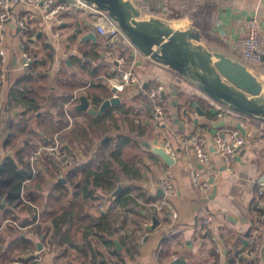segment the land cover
<instances>
[{"label": "crops", "instance_id": "obj_1", "mask_svg": "<svg viewBox=\"0 0 264 264\" xmlns=\"http://www.w3.org/2000/svg\"><path fill=\"white\" fill-rule=\"evenodd\" d=\"M130 1L140 10L141 19L158 18L174 30L187 32L193 49L210 54L213 61L217 60V54H221L244 65L258 82V95H264V59L261 63L252 64L242 54L246 21L250 16H255L259 21L264 48V0H194L195 6L187 8L195 15L194 19L187 16L177 18L182 8L186 7L184 0ZM158 10L161 12L156 16ZM92 14L84 5H79L65 12L56 22L46 20L39 9L18 6L13 10L10 20L0 28V50L6 56L5 64L0 67V146L7 134L8 123L15 119L14 113L8 115L5 112L3 102L10 87L24 71L23 51L26 45L39 54H44L49 46L53 49L54 61L47 68L50 80L56 79L58 72L65 67L72 71L70 58L80 55L82 48H89L92 44H98L99 63L114 62L115 57L120 54L130 61L134 59L132 48L125 42V37L111 38L97 33L92 25L95 18ZM22 21L25 22L24 29L19 27ZM91 31L96 33V41L84 40V36ZM122 45L128 49L124 53L120 50ZM117 67L116 63L113 69ZM135 71L141 86L128 87L119 95L124 100H129L125 101L126 106L133 109L125 115L126 121L118 119L120 116L116 114L123 126L113 136L127 135L142 145L144 141L149 147L144 145L146 148L141 149L133 144L125 147L122 160L129 164L136 163L142 178L135 180L122 174L124 185L133 184L136 189H140L138 192L142 191L147 197H153L154 201L147 204V207L153 208L152 204L163 198L158 183L162 179H169L174 184L175 193L168 198V202L177 218L172 217V212L167 207L158 212V226L148 231L143 243L137 242L136 252L125 254V264H173L174 257L184 261L180 264H230L229 257L238 251H244L254 229L258 231L260 251L255 259L247 260V264H264V218L259 220L255 209L258 188L260 185L264 187V120L256 116H241L234 111L232 115L227 113L224 118L219 117V113L223 111L222 105L198 89L195 82L152 58L137 57ZM158 85L164 86L161 103L166 108L167 120L159 128H154L151 125L149 104L146 107L142 101L139 105L138 101L131 98ZM56 90L55 86L50 89L52 93ZM82 91H76L75 95L85 96ZM244 93L250 97L254 95ZM122 98L118 104L123 103ZM45 106L49 108L45 104L43 109ZM196 107H199L201 114ZM214 108L219 109L217 114L211 112ZM68 117L71 120L69 128L74 119H82L79 115L72 117L68 114ZM223 119L227 121V125L217 127V123ZM237 122L252 135L244 137L245 144L237 152L235 166L228 170L215 152L213 140L215 136L235 128L234 124ZM140 127L145 129L144 136H138L132 130ZM195 135L206 136L216 169L209 178L211 190L208 194L198 191L192 183L191 172L204 169L198 163L192 148L191 139ZM166 142L173 151V155H170L173 159L171 164L166 163L154 150L163 147ZM168 148L163 147L169 154ZM77 152L78 161L84 160L88 155L81 149H77ZM14 178L9 170L0 174V233L6 231L11 223L15 201L9 194V189ZM121 189L122 187L119 190ZM138 192L134 190L132 195L138 196L137 201L143 203ZM141 213L142 226L145 222H150L151 225L154 217H147L148 212L144 210ZM18 214L22 217L27 213L22 210ZM128 218L127 225L113 236L118 251H122V243L127 242V237L137 229L134 220L139 215L131 212ZM24 220L26 224L19 228L18 234L32 237L36 247L30 251L31 256L37 257V264H102L101 260L108 261L109 264H122L115 254L108 252L106 246L94 237L87 240L82 234H78L73 243L77 248H72L66 242L60 243L59 237L51 240L54 229L52 220L44 223L37 218L42 227L50 226L48 233H43L42 228L40 234L32 231V220ZM13 225H16L15 222ZM140 229L136 231V240ZM10 235V240L16 236L12 232ZM88 242L90 248H87ZM96 251L100 255L94 259L92 252Z\"/></svg>", "mask_w": 264, "mask_h": 264}, {"label": "trees", "instance_id": "obj_2", "mask_svg": "<svg viewBox=\"0 0 264 264\" xmlns=\"http://www.w3.org/2000/svg\"><path fill=\"white\" fill-rule=\"evenodd\" d=\"M184 1L186 7L182 8L177 18L188 16L194 19L195 15L187 11V7L195 6L194 0ZM160 12L156 11V16ZM24 50L32 54V62L10 87L3 102L5 112L8 115L14 113L15 119L8 123L7 134L0 146V163L3 164L0 174L6 170L13 173L15 178L9 194L15 203L11 213L12 224L0 233V264H8L16 254L23 256V261L37 259L31 256L30 250L36 247L32 237L18 234L19 228L26 224L24 219L32 220V231L35 233L40 234L42 228L43 233H48L50 226L42 227L37 218L44 223L52 220L54 229L51 240L59 237L60 243L66 242L72 248H77L73 243L78 234L87 240L94 237L125 264V254L131 255L137 249L135 234L142 226L141 211H147V217H157L154 208L147 207L154 198L138 192L140 189L133 184L124 185L122 177V174H127L130 179L142 178L136 163L123 161L122 155L129 144L141 149L145 146L127 135L113 136L123 126L121 121H126L125 115L133 109L126 106L125 101L129 100L119 97L122 104L100 115H93L78 109L81 96H75L76 91L83 90L89 105L98 110L111 97L108 79L116 76L117 68L113 69L116 63H99L98 44H92L89 48H82L80 55L70 58L72 71L65 67L58 72L56 79L50 80L47 68L54 61L53 49L49 46L44 54H39L26 45ZM120 50L124 53L128 49L122 45ZM53 86L57 89L54 93L50 91ZM131 99L138 101L139 105L143 101L146 107L150 103L145 92ZM45 104L49 108L45 106L43 109ZM68 114L72 117L79 115L82 119H74L69 128L71 120ZM116 114L121 121L117 120ZM132 130L138 136L145 135L142 127ZM56 139L61 148L75 156V164L67 168L63 177H58V163L43 152L34 171L29 160L31 154L41 147L54 145ZM77 149L88 154L84 160L78 161ZM134 190L142 196L143 203L137 201L138 196L132 195ZM22 197L28 205L24 204ZM101 204L104 210L100 209ZM22 210L27 214L20 217L18 213ZM131 212L139 215L134 220L137 229L127 237V242L122 243V251H118L113 236L127 225ZM256 215L259 219V213ZM10 232L16 234L12 240L9 239ZM87 248H90L89 242ZM92 255L95 259L100 253L96 251ZM229 261L230 264L248 262L240 251L229 257ZM100 262L109 264L108 261ZM31 264L37 263L32 260Z\"/></svg>", "mask_w": 264, "mask_h": 264}, {"label": "built area", "instance_id": "obj_3", "mask_svg": "<svg viewBox=\"0 0 264 264\" xmlns=\"http://www.w3.org/2000/svg\"><path fill=\"white\" fill-rule=\"evenodd\" d=\"M79 5H84V7L87 8L91 14L93 13V16H95L92 25L96 28L97 33L111 38L125 37V42L130 45L134 53V59L131 61L125 55L120 54L115 57V62L118 67L116 70V76L108 79V87L111 91V97L109 99L119 97V95L128 87L141 86L139 76L135 71V59L137 57H151L143 55L140 50L126 38L127 36L121 30L119 24L110 16L108 12L98 10L96 6L88 4L83 0H74L73 2L67 0H0V28L10 20L13 10L18 6L39 9L42 11L46 20L58 22L65 12ZM19 27L24 29L25 22H20ZM242 54L244 59L248 63L252 64L261 63L264 59V48L261 43L259 21L255 16L248 17L246 21ZM32 59V54L24 50L22 67L24 69L27 68L32 62ZM5 62V53L3 50H0V65L3 66ZM113 88L116 89L115 92H112ZM163 92V85H158L149 91H145V95L150 102L151 125L154 128H159L167 120V111L160 99ZM227 113L231 115L234 114L231 110H223L219 113V117L224 118ZM213 141L215 152L223 161L224 166L226 169L232 170L236 163L237 152L245 144V138L236 128H232L223 135L215 136ZM168 144V142L164 143L163 147L168 148ZM191 144L198 163H200L204 168L201 171L195 169L191 172L193 186L201 193L208 194L211 190L209 178L216 172V169L211 158L210 150L207 146V138L204 135H195L191 139ZM167 151L170 155H173V151L170 148H168ZM43 152H46L47 156L53 157L58 163V177H63L67 168L74 165L76 162L75 156L69 150L61 148L60 142L56 139L54 145L41 147L31 154L29 160L34 171L43 157ZM158 187L164 196L159 200V202L152 204L155 212L160 213L164 207H167V209L172 212V217L177 218V214L172 210V207L168 202V198L173 196L175 193L174 184L169 179H162L158 183ZM257 196L258 198L256 200L255 209L257 213H259V220H262L264 218V187L262 185L258 188ZM22 200L28 205L23 197ZM99 207L102 210L105 209L103 204ZM149 225L150 222H145L141 229L137 232L138 243L144 242L146 236L148 235ZM257 233L258 231L256 229L251 232L248 239V246L242 252L243 257L247 260L255 259L260 251ZM173 259L176 260L177 258L174 257ZM32 260L36 261V258ZM32 260L23 261V256L16 254L8 264H31ZM237 264L241 263L238 262Z\"/></svg>", "mask_w": 264, "mask_h": 264}, {"label": "water", "instance_id": "obj_4", "mask_svg": "<svg viewBox=\"0 0 264 264\" xmlns=\"http://www.w3.org/2000/svg\"><path fill=\"white\" fill-rule=\"evenodd\" d=\"M67 1L73 2L74 0ZM83 1L96 6L98 10L107 11L143 55L150 56L153 60L172 68L184 78L195 82L198 89L222 105L223 109L221 110H231L264 120V95H258L260 93L258 82L244 65L221 54H217V60L213 61L210 54L193 49L191 37L187 32L174 30L158 18L141 19L140 10L130 0ZM84 40L96 41V33L89 32L84 36ZM115 91L116 89L113 88L112 92ZM244 92L254 95L250 97ZM80 101L79 110L100 115L112 105L120 103V98L114 97L105 100L98 110L90 107L86 96H81ZM196 108L201 114L199 107ZM211 112L217 114L219 109L214 108ZM226 125L225 119L217 123V127ZM234 127L243 137L252 135L239 122L235 123ZM142 143L149 147L144 141ZM154 150L166 163L173 162L170 154L163 147ZM2 168L3 165L0 163V172ZM160 195L164 196L162 192ZM157 226L158 220L154 217L148 230H154ZM183 262L182 259H176L173 264Z\"/></svg>", "mask_w": 264, "mask_h": 264}, {"label": "rangeland", "instance_id": "obj_5", "mask_svg": "<svg viewBox=\"0 0 264 264\" xmlns=\"http://www.w3.org/2000/svg\"><path fill=\"white\" fill-rule=\"evenodd\" d=\"M187 8H189V9H191L190 7H187ZM188 12H190L189 10H187ZM105 12H107V11H105ZM191 13V12H190ZM188 17V16H187ZM101 51H103V49H101ZM0 67H1V65H0ZM77 95V94H76Z\"/></svg>", "mask_w": 264, "mask_h": 264}]
</instances>
